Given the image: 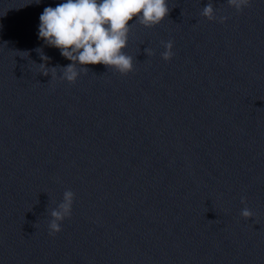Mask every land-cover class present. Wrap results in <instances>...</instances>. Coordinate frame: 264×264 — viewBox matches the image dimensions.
Segmentation results:
<instances>
[{
  "label": "water",
  "instance_id": "1",
  "mask_svg": "<svg viewBox=\"0 0 264 264\" xmlns=\"http://www.w3.org/2000/svg\"><path fill=\"white\" fill-rule=\"evenodd\" d=\"M62 2L0 0V264H264V0H169L132 24V73L74 84L38 34Z\"/></svg>",
  "mask_w": 264,
  "mask_h": 264
},
{
  "label": "clouds",
  "instance_id": "2",
  "mask_svg": "<svg viewBox=\"0 0 264 264\" xmlns=\"http://www.w3.org/2000/svg\"><path fill=\"white\" fill-rule=\"evenodd\" d=\"M230 7L242 12L251 4V0H228ZM169 0H64L55 7H46L40 15L39 37L49 47L60 50L61 55L72 63L62 69V79L76 83L87 66L104 65L108 69L128 75L134 69V59L126 53L131 26L139 22L145 28L161 25L169 16ZM202 15L210 21H216V11L211 3L202 10ZM226 22L227 17L219 18ZM162 53L165 61L173 57V43L167 42ZM44 76L51 74L55 78L57 67H47L49 58L43 49H37ZM148 55L151 51L146 49ZM79 66V68H78ZM75 194L64 193L63 202L51 212L50 235L62 231L61 223L70 218ZM246 203V201H243ZM241 215L251 219L253 213L245 207Z\"/></svg>",
  "mask_w": 264,
  "mask_h": 264
}]
</instances>
